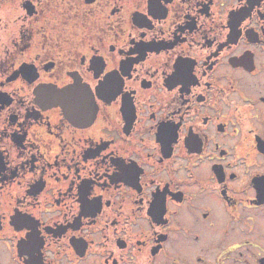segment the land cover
<instances>
[{"label": "flooded vegetation", "instance_id": "1", "mask_svg": "<svg viewBox=\"0 0 264 264\" xmlns=\"http://www.w3.org/2000/svg\"><path fill=\"white\" fill-rule=\"evenodd\" d=\"M0 264H264V0H0Z\"/></svg>", "mask_w": 264, "mask_h": 264}]
</instances>
